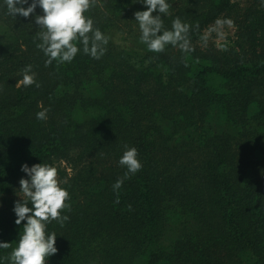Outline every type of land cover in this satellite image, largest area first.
Masks as SVG:
<instances>
[{"label":"trees","instance_id":"1","mask_svg":"<svg viewBox=\"0 0 264 264\" xmlns=\"http://www.w3.org/2000/svg\"><path fill=\"white\" fill-rule=\"evenodd\" d=\"M169 3L165 28L192 25L191 53L149 52L136 0H94L105 55L48 66L32 17L0 7V198L21 195L22 164L57 167L71 199L68 220L48 226L58 236L49 264H264V2ZM218 18L233 21L235 49L202 44ZM29 64L39 87L17 84ZM125 145L143 165L128 177ZM17 199L0 207V241L13 246Z\"/></svg>","mask_w":264,"mask_h":264},{"label":"clouds","instance_id":"2","mask_svg":"<svg viewBox=\"0 0 264 264\" xmlns=\"http://www.w3.org/2000/svg\"><path fill=\"white\" fill-rule=\"evenodd\" d=\"M264 2V0H262ZM145 10L134 13V21L139 28V41L149 52L161 53L171 45L181 52L191 53L194 49L189 39L192 25L179 17L172 20L171 28H165L164 19L170 14L169 0H136ZM94 0H0L5 15L16 20L17 16L32 17L36 32V47L43 53L45 66L53 61L58 64L71 63L77 54L90 56L99 60L105 55L110 37L95 26V21L89 10ZM40 13H37V9ZM155 13V15H154ZM232 26L230 18L216 19L209 27L208 33L217 32L223 37L221 29ZM198 28L199 26L196 25ZM207 43L208 35L201 36ZM22 78L18 86L28 88L39 87L36 73L32 65H26L21 70ZM37 120L47 119V109L36 113ZM118 163L126 169L125 177L136 174L142 168L135 147L125 145ZM21 172L26 175L19 180V199L13 201L12 213L14 224L21 226L15 239V246L0 241V250L11 249L5 255H0V264H49V259L57 254V234L49 230V225L55 221L61 226L68 220L62 210L69 207L70 192L64 185L66 180L58 177L57 167L49 163H37L29 166L21 165ZM123 180L113 184V190L118 191ZM0 207L3 203L0 202ZM23 222V223H22ZM22 229V231H21Z\"/></svg>","mask_w":264,"mask_h":264},{"label":"rangeland","instance_id":"3","mask_svg":"<svg viewBox=\"0 0 264 264\" xmlns=\"http://www.w3.org/2000/svg\"><path fill=\"white\" fill-rule=\"evenodd\" d=\"M240 2H244V1H249V0H239ZM213 24H211L210 26H208L204 31H203V35L207 34L208 35V40L207 43L205 44L204 41H202V44L204 46L206 45H214L217 49L221 50V51H225L228 49H235L234 44H235V40H236V28L234 26H227L225 25L221 31L225 34L223 37L219 36L217 34V32H211L208 33L207 30L209 29V27L213 26ZM113 42L114 44H116L117 46L121 47L122 49H129L130 46L132 45V42L134 41L133 39L129 38V36H126L125 34H119L116 33L112 36ZM17 198V196H5V197H1L0 198V202L3 203V205L5 204V201H9L12 199Z\"/></svg>","mask_w":264,"mask_h":264}]
</instances>
